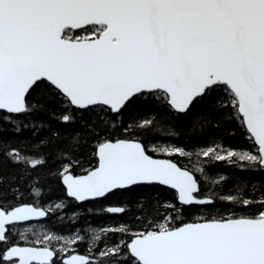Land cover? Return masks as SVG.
Returning <instances> with one entry per match:
<instances>
[{"label":"snow or ice","instance_id":"1","mask_svg":"<svg viewBox=\"0 0 264 264\" xmlns=\"http://www.w3.org/2000/svg\"><path fill=\"white\" fill-rule=\"evenodd\" d=\"M0 152V264H264V0H0Z\"/></svg>","mask_w":264,"mask_h":264},{"label":"trees","instance_id":"2","mask_svg":"<svg viewBox=\"0 0 264 264\" xmlns=\"http://www.w3.org/2000/svg\"><path fill=\"white\" fill-rule=\"evenodd\" d=\"M44 114H42L43 116ZM49 120L52 119L51 116L48 117ZM12 133H8L5 132L3 133V136L5 137H12ZM25 135H30V133H26ZM213 138H220L224 141L225 144L231 145V146H241L246 144V139L241 136L238 135L236 133H234L233 131L229 130V129H225V128H220V129H216L213 134H212ZM0 156H2V152H0ZM214 170H220L225 174H231L232 176H241L244 175L249 179H255L257 181H259L260 179H264V175H262L261 173H259L258 171H253V170H248L246 172H242L241 169L234 164H230V163H216L213 165ZM8 170L6 169L5 172H7ZM216 182V177H211L209 180V184H212ZM235 181L233 179H229L228 180V185H232L234 184ZM261 191H264V185L261 184H257L256 185V195H258ZM51 195L52 196H60L62 195V193L59 191L58 187L53 186L52 190H51ZM95 221H103V222H111V221H115L117 219L119 220H130L131 219V214H127L125 216L122 217H113L107 214L104 215H100L97 217L93 218ZM57 227H60L63 230H66L69 225L67 224H63V225H56Z\"/></svg>","mask_w":264,"mask_h":264}]
</instances>
